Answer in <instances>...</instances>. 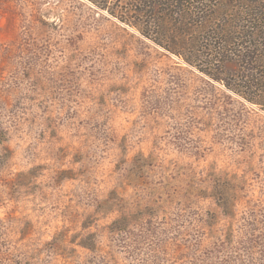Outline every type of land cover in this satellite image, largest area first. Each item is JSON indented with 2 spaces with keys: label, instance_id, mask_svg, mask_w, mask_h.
Masks as SVG:
<instances>
[{
  "label": "rangeland",
  "instance_id": "obj_1",
  "mask_svg": "<svg viewBox=\"0 0 264 264\" xmlns=\"http://www.w3.org/2000/svg\"><path fill=\"white\" fill-rule=\"evenodd\" d=\"M98 6L0 0V264H264V108Z\"/></svg>",
  "mask_w": 264,
  "mask_h": 264
},
{
  "label": "trees",
  "instance_id": "obj_2",
  "mask_svg": "<svg viewBox=\"0 0 264 264\" xmlns=\"http://www.w3.org/2000/svg\"><path fill=\"white\" fill-rule=\"evenodd\" d=\"M88 1L98 6L95 0ZM110 1L113 2L103 0L98 7L189 64L182 51L200 33L206 35L203 50L207 55L198 56L208 57L206 66L217 62L221 66L210 70L199 68L200 72L248 103L264 108V31H261L264 12L256 11L263 5L259 1L264 0H242L245 13L236 14L228 13L229 8L223 10L231 0H226L228 3L225 1L221 8L217 4L219 0L217 3L214 0H115L121 14L111 8ZM247 8H252L250 11L254 13H249ZM224 64L237 67L241 73L237 82L228 83L220 73L215 74Z\"/></svg>",
  "mask_w": 264,
  "mask_h": 264
}]
</instances>
